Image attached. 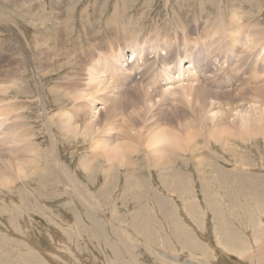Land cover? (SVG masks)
Here are the masks:
<instances>
[{
    "label": "rangeland",
    "instance_id": "1",
    "mask_svg": "<svg viewBox=\"0 0 264 264\" xmlns=\"http://www.w3.org/2000/svg\"><path fill=\"white\" fill-rule=\"evenodd\" d=\"M0 5L1 69L13 67L9 84H29L17 99L0 91V111L9 112L0 115V138L11 114L19 112L38 132L37 154L45 155L31 175L0 186V264H264V91H259L264 46L245 45L264 35V0H0ZM232 15L236 25L219 29ZM84 18L103 36L101 46L92 44L96 39L88 36ZM65 19L67 32L58 36ZM123 30L133 36L121 38ZM87 50L100 86L115 85L100 90L103 99L95 95L91 106ZM132 52V60L137 56L131 64ZM59 60L77 63L45 69ZM78 65L84 68L83 84L67 90L88 96L74 112L80 119L70 122L77 123L76 131L83 119L95 118L97 134L63 128L70 122L62 112L74 103H63L61 81ZM191 84L196 88L182 89ZM255 123L258 134L249 131ZM213 126L222 132L212 134ZM119 127L140 135L122 163L110 161L92 140L112 142L121 136ZM164 128L177 135L179 147L147 143L154 130Z\"/></svg>",
    "mask_w": 264,
    "mask_h": 264
},
{
    "label": "bare ground",
    "instance_id": "2",
    "mask_svg": "<svg viewBox=\"0 0 264 264\" xmlns=\"http://www.w3.org/2000/svg\"><path fill=\"white\" fill-rule=\"evenodd\" d=\"M238 1V0H237ZM235 2V1H234ZM1 6V5H0ZM65 5H50V7L53 9H59V10H62V7H64ZM222 7V6H221ZM237 7V6H236ZM234 8V7H233ZM68 9V8H67ZM4 10V9H3ZM63 12V11H62ZM222 12V11H221ZM22 15V14H21ZM65 14H63L64 16ZM221 16H224L223 14H220ZM85 16L86 18V13L83 15ZM85 18L83 19V24H84V29L87 31L88 33V36L91 35V38L93 39H96L92 42V44H94V46H97L99 47V45L102 43L101 40H103V36L101 34H99L98 31H95L96 29L94 28V26H91V23H88V21H85ZM23 21V20H22ZM27 21V20H26ZM25 20L23 22H26ZM68 21L69 19H65L64 22L65 24L61 25L60 26V29L62 31H60L58 33V36H63L66 34L67 32V25H68ZM236 21H237V18H233V15L230 16V20L227 24H225L224 27H219V29H222V28H227V29H230L231 27L235 26L236 25ZM28 22V21H27ZM27 22L25 23L26 26H27ZM188 23L189 21L185 24L188 26ZM67 24V25H66ZM249 24V23H248ZM33 25V24H32ZM94 25V24H93ZM250 25V24H249ZM21 26V24H20ZM19 26V27H20ZM24 26V25H23ZM91 26V27H90ZM187 26H184L187 28ZM191 26V25H190ZM29 27V26H28ZM32 27V26H31ZM206 27V26H205ZM14 28V27H13ZM23 28V27H22ZM186 28L184 30H186ZM15 29V28H14ZM8 30V29H7ZM30 30V29H29ZM34 30H35V27H34ZM143 30V29H142ZM144 31V30H143ZM164 31V30H163ZM24 32V31H23ZM29 32V31H28ZM141 33V32H140ZM26 36V28H25V33H24ZM234 34V31H229L228 33H226L227 35V39L229 40H232V35ZM19 35V34H18ZM28 35V34H27ZM135 35V34H134ZM167 35V33H166ZM260 35V36H259ZM257 35L251 42H244L246 43L245 45H247L246 48H250V49H257L259 44L261 47L264 46V35L262 34H259ZM20 36V35H19ZM30 36V35H29ZM34 36V35H33ZM87 36V37H88ZM133 36V34H130V30H123L122 31V36L121 38L123 39H128V38H131ZM188 36V35H187ZM98 38V39H97ZM253 38V37H251ZM26 39V38H25ZM28 39V38H27ZM26 39V40H27ZM12 40V39H11ZM29 40H27L28 42ZM22 42V41H21ZM98 42V44H97ZM15 43V41H14ZM19 43V42H17ZM23 43V42H22ZM25 44V43H24ZM28 44V43H27ZM220 44V43H219ZM228 46H229V43H227ZM30 46V45H29ZM101 46V45H100ZM244 46V45H243ZM259 46V48H260ZM34 47V46H33ZM92 49V48H90ZM200 49V48H199ZM24 50V49H23ZM28 50V49H27ZM32 51V50H31ZM90 51L87 50L84 55L85 59L83 60V62L85 63V67H88V76H87V84H85V86L87 87V89H92V94H90L91 91H89V95L88 96V91L85 93V92H72L70 90H67L69 88H73V87H76L77 85H82V79L80 77L81 73H79V70L81 69H84L82 68L81 66H74L72 68V71L70 72L71 73V76H68V70L66 72V76L63 78V80L61 81L63 84L64 83V88L66 90H64V95H63V103L68 105L70 103H74V106L72 107V109L70 110H67L65 112H62L64 114V118L65 119H68V121L70 122L72 120V123L75 121L77 122L80 117L75 114L74 112L76 111L77 108H83V106H81L80 104H82V100L84 99V96H88L86 98L87 102L91 104L94 102V100L97 98V99H103L101 98L99 95H98V92L100 90H104V89H112L113 88V85H112V88L110 86H107L106 84H103V87H101L100 83H102L100 80H99V76H98V68H93V66L91 64H94L91 62V55L88 54ZM25 53V52H24ZM30 53V52H28ZM173 53V52H172ZM34 54V53H33ZM133 52L130 54L131 55V60L129 62H134L136 61V56L134 57V59L132 60V57H133ZM161 55V54H160ZM246 55V54H245ZM13 56V55H11ZM33 56V55H32ZM31 57V55L29 56ZM22 58L26 61V58L24 57V55H22ZM21 58V60L23 61V59ZM118 58V57H116ZM166 58H168L166 55L165 56H161V61H163V63H165L166 61ZM181 60V59H180ZM246 58H242V62L241 64H244L246 61ZM113 61V60H112ZM144 61V60H143ZM182 61V60H181ZM59 62L61 63H52V62H47L46 65H45V69H47L48 71L51 70L53 67H55L56 69H61L63 67V64L62 63H68V64H72V65H75L77 62H74V63H69V61H61L59 60ZM107 62V61H106ZM109 63V62H108ZM144 63V62H143ZM141 64V63H140ZM139 64V65H140ZM246 64V63H245ZM109 65V64H108ZM113 65V63H112ZM111 65V66H112ZM3 66V63L0 64V83L2 81L4 82H7L6 85H4L3 87L0 86V91L2 90V94H4L5 96L7 97H15L17 99V97L19 96V94H25V93H28V90H27V87L25 85H29L26 83V81H17L16 83H8L10 82V76L9 74H12V68H6V69H1ZM131 66V65H130ZM135 66V65H134ZM141 66V65H140ZM113 67V66H112ZM124 67V66H123ZM132 67V66H131ZM144 67V66H143ZM191 67L190 64H188L187 66H185L184 68H189ZM250 68L252 67H257V66H249ZM248 67V68H249ZM259 67V66H258ZM103 68V67H102ZM110 68V67H109ZM163 68V67H162ZM247 68V66H246ZM260 68V67H259ZM131 69V68H130ZM179 69V68H178ZM242 69V68H241ZM258 69V68H256ZM261 69V68H260ZM78 70V72H77ZM114 70L116 71V77H119V72H118V69L116 67H114ZM124 70V69H123ZM142 70V69H141ZM168 70V69H167ZM248 70V69H247ZM101 71V70H100ZM145 71V70H144ZM153 71V70H152ZM161 71V70H160ZM104 72V71H103ZM108 72V70H107ZM132 72V71H131ZM136 72V71H135ZM251 72V71H250ZM145 73V72H144ZM143 73V74H144ZM179 73H181V75H184L182 74V71L181 69L179 70ZM244 73V72H243ZM85 75V73H82ZM103 74V73H102ZM108 74H111V72L109 71ZM128 74V73H127ZM146 74V73H145ZM144 74V75H145ZM148 74V72H147ZM154 74V73H153ZM248 74V73H247ZM125 75V74H124ZM151 74H149L148 76H150ZM158 76V73L156 72V74ZM174 75V74H173ZM179 76V74H178ZM177 76V78H178ZM251 76V75H250ZM101 77V76H100ZM111 77V76H110ZM128 77V76H127ZM131 77V75H130ZM173 76H168L167 75V79H171ZM147 78V77H146ZM151 78V77H150ZM101 79V78H100ZM115 79V78H113ZM155 79V78H154ZM165 79V78H164ZM153 80V79H152ZM172 80V79H171ZM253 80V79H252ZM258 77L255 78L254 77V81L253 83H255V85L257 84L258 82ZM105 81V80H104ZM251 81V80H249ZM115 82V81H114ZM129 82V81H128ZM158 82V81H157ZM164 82V81H163ZM155 83V82H154ZM169 83V82H168ZM249 83V82H248ZM24 84V85H23ZM158 84V83H157ZM156 84V85H157ZM242 84V83H241ZM240 84V85H241ZM259 84V83H258ZM109 85V84H108ZM140 85V84H139ZM209 85V84H208ZM263 85V84H262ZM261 85V86H262ZM115 86V85H114ZM138 86V84H137ZM144 86V85H143ZM257 86V85H256ZM259 85V87H261ZM118 87V86H117ZM254 87V86H253ZM139 89H142L144 92H145V87H142L141 86H138ZM196 88L195 86H193L192 84L191 85H186L185 87H183L182 89H184L185 91L186 90H191V89H194ZM203 88V87H202ZM116 89V88H115ZM114 89V90H115ZM147 89V88H146ZM205 89V88H204ZM244 89V87L240 88V90ZM253 90H259L260 88H252ZM148 90V89H147ZM259 91H264L263 89H260ZM197 92V91H196ZM97 93V94H96ZM166 93V92H165ZM183 93V92H182ZM198 93V92H197ZM254 94V93H253ZM252 94V95H253ZM96 95V98H94V96ZM108 96V95H107ZM185 96V95H184ZM251 96V95H250ZM90 97V98H89ZM99 97V98H98ZM14 98V100H15ZM89 98V99H88ZM186 98V97H185ZM8 99V98H7ZM254 99V98H253ZM188 100V99H187ZM10 103H11V99L9 100ZM19 101V100H18ZM85 102V101H84ZM197 102V101H196ZM257 102V101H256ZM15 103H11V107L10 109H13ZM1 106V105H0ZM3 109V108H2ZM0 108V110H2ZM73 111V112H72ZM257 111V110H256ZM255 111V112H256ZM262 111V110H261ZM90 112V111H88ZM253 112V113H255ZM8 111H5L3 110V112L0 111V115H8ZM17 116L15 115V113L11 114V117H13V119L11 120L10 122V126H8V132L5 136L1 137L0 138V186H8V185H11L13 186V184H15L16 180H21V178H26L28 177L29 175H31V172H35L37 168L39 167H42V166H38V164L40 163L39 161L41 160L39 157H42V158H45V155L44 157L43 156H40L41 154H37V151L40 150L38 148V145H40V143L38 142V132L37 130L35 131L33 129V127L31 125H27L24 121H21L22 119V115L18 113H16ZM85 115V114H84ZM200 115V114H199ZM250 115L251 112H250ZM256 115V114H254ZM259 115V114H258ZM77 117V118H76ZM93 117V116H92ZM128 117V116H127ZM202 117V116H201ZM258 117V116H257ZM262 117V116H261ZM3 118V116H2ZM85 118V117H84ZM200 118V117H199ZM204 118V117H203ZM256 118V117H255ZM254 118V119H255ZM259 118V117H258ZM95 118H93V121L92 120H86V119H83L85 121V123L82 125V126H79V130L76 129V131L78 133H90V134H94L96 133L97 134V131L99 130H95L96 128V125H98L96 123V121H94ZM98 119V117H97ZM125 120L127 118H124ZM202 120V119H201ZM260 120V119H259ZM100 120H98L99 122ZM250 121V120H249ZM125 122V121H123ZM185 122V121H184ZM200 122V121H199ZM197 122V123H199ZM204 122V121H203ZM252 122V120H251ZM68 123V122H67ZM70 122V124L68 123L65 124L63 126V128L65 130H72L73 131V134L74 132V129L75 127H77V123L76 124H72ZM96 123V125H95ZM132 123V120H131V117H129V123L127 124H130L131 125ZM187 123V122H186ZM219 123V122H218ZM217 123V125H218ZM248 123V121H247ZM246 123V125H247ZM115 124V123H114ZM253 124V123H252ZM260 124V123H259ZM79 125V123H78ZM124 125V124H123ZM183 125V124H181ZM251 125V123H250ZM258 125V124H257ZM122 126V125H121ZM179 126V125H178ZM187 127H190L188 125H185ZM252 126V125H251ZM126 127V126H124ZM129 127V126H128ZM126 127V128H128ZM184 127V126H183ZM183 127H182V130L183 131ZM215 126L212 127V129L214 128ZM222 127V126H221ZM226 127V126H225ZM243 127V125H242ZM250 127V126H249ZM10 128V129H9ZM99 128V127H98ZM120 128V129H119ZM117 129H119L120 131V134L121 136L118 137L116 136V140L114 141H110L108 142L107 139L106 141H101L99 136H93L94 138H92L93 140V144L95 146V148H99V149H102L103 151H105L106 153H108V156H109V160L111 161H117V162H120L122 163L123 160H126L127 157H129L128 154H131L132 151H134L137 147V141H134V140H139V132L136 131V132H129V131H125L122 129V127H119ZM186 128V127H185ZM192 128V127H191ZM219 127L217 126V128L215 127L212 131L213 133L212 134H217L219 132H222L220 129H218ZM94 129V130H93ZM122 129V130H121ZM198 129V128H197ZM216 129V131H214ZM227 129V128H226ZM225 129V130H226ZM10 130V131H9ZM196 130V129H195ZM261 130V128H259L258 126H256V123H255V126L253 125V128L249 131H252V134L255 132H257L256 134H258V132ZM122 131H125V132H122ZM132 131V130H131ZM185 131V130H184ZM187 131V130H186ZM190 131V130H189ZM154 134L152 135L153 137H150V139H148L147 143L149 145H153V144H156V143H165L166 146H170L171 148H177L179 147V144H178V139H177V135L173 132V131H170V129L168 128H164L163 130H159V131H155L154 130ZM194 132V131H193ZM225 132V131H223ZM243 132V131H242ZM248 132V131H247ZM4 133V132H3ZM2 133V135H3ZM184 133V132H183ZM188 133V132H187ZM227 133V132H226ZM244 133V132H243ZM261 133V132H260ZM190 134V133H188ZM220 134V133H219ZM251 134V133H250ZM213 136V135H212ZM83 137V136H82ZM98 137V138H97ZM86 138V137H85ZM109 138V137H108ZM218 138V137H217ZM181 139V138H180ZM221 139V138H220ZM232 139V138H231ZM47 140V139H46ZM223 140V138H222ZM228 142V141H226ZM109 143V144H108ZM51 141L48 140V147H51ZM188 145V144H187ZM166 146H164L166 148ZM196 146V145H195ZM47 148V147H46ZM169 148V149H171ZM45 149V148H44ZM92 150H95L94 147ZM160 150V149H159ZM49 151V150H47ZM51 151V150H50ZM49 151V152H50ZM162 151V150H160ZM159 151V152H160ZM45 152H46V149H45ZM53 152V151H52ZM98 152V150L96 151ZM100 152V151H99ZM98 152V153H99ZM198 154V153H197ZM196 155V154H195ZM47 156V155H46ZM107 156V158H108ZM49 157V156H48ZM158 157V156H157ZM38 158L40 160H38ZM201 158V157H200ZM199 158V159H200ZM49 159V158H48ZM91 159V158H90ZM131 159V158H130ZM198 159V158H195V160ZM193 160V159H192ZM49 160L45 159V163L44 166L48 163ZM86 160L85 159H81V165L83 166L84 170L86 168ZM88 161V160H87ZM43 162V161H42ZM89 163V161H88ZM196 163V162H195ZM42 164V163H41ZM197 164H198V161H197ZM122 165V164H121ZM108 166V165H107ZM88 168V167H87ZM29 169V170H27ZM87 170V169H86ZM78 193L80 194L81 197H83L84 199H86V201H89L88 200V197L81 191L78 189ZM90 199V198H89ZM93 206V205H92ZM46 208V207H45ZM104 213V212H103ZM31 216V215H30ZM31 230V229H30ZM117 240V239H116ZM79 259V258H78ZM82 262V261H81Z\"/></svg>",
    "mask_w": 264,
    "mask_h": 264
}]
</instances>
